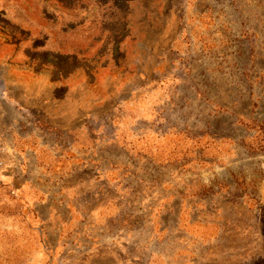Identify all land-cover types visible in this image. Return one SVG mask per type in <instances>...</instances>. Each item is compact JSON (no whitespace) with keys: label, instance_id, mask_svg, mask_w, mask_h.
<instances>
[{"label":"rangeland","instance_id":"rangeland-1","mask_svg":"<svg viewBox=\"0 0 264 264\" xmlns=\"http://www.w3.org/2000/svg\"><path fill=\"white\" fill-rule=\"evenodd\" d=\"M260 125L264 0H0V264H264Z\"/></svg>","mask_w":264,"mask_h":264},{"label":"trees","instance_id":"trees-1","mask_svg":"<svg viewBox=\"0 0 264 264\" xmlns=\"http://www.w3.org/2000/svg\"><path fill=\"white\" fill-rule=\"evenodd\" d=\"M238 123L240 122L241 124H250L251 121L248 120V121H237ZM262 126L260 125L259 126V130H258V134L251 140H247V141H244V145L246 147H248L250 150L252 149H255L257 150L258 152H264V131H263V127L261 128Z\"/></svg>","mask_w":264,"mask_h":264},{"label":"crops","instance_id":"crops-1","mask_svg":"<svg viewBox=\"0 0 264 264\" xmlns=\"http://www.w3.org/2000/svg\"><path fill=\"white\" fill-rule=\"evenodd\" d=\"M249 1H251V0H249Z\"/></svg>","mask_w":264,"mask_h":264}]
</instances>
